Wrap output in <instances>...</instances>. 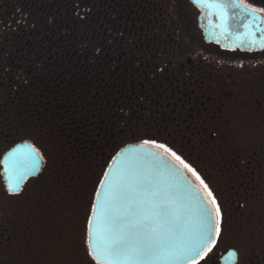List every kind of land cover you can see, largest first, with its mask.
Segmentation results:
<instances>
[{"label":"flooded vegetation","instance_id":"af4514ba","mask_svg":"<svg viewBox=\"0 0 264 264\" xmlns=\"http://www.w3.org/2000/svg\"><path fill=\"white\" fill-rule=\"evenodd\" d=\"M232 3L0 0V209L6 197L14 209L61 211L85 166L98 169L94 195L119 151L147 140L245 210L264 169V44L250 43L264 37V11L253 19L243 5L264 0ZM222 27L248 42L219 41ZM12 155L39 169L19 193L3 180Z\"/></svg>","mask_w":264,"mask_h":264},{"label":"snow or ice","instance_id":"6c2138e0","mask_svg":"<svg viewBox=\"0 0 264 264\" xmlns=\"http://www.w3.org/2000/svg\"><path fill=\"white\" fill-rule=\"evenodd\" d=\"M204 2L214 7L235 6L232 0L227 4L224 0ZM243 10L253 19L255 13L264 11L249 9L247 5H243ZM150 143L179 161L200 181L210 203L215 205V225L209 201L193 182L163 159L162 153L149 152L147 155L156 160L164 172L147 174L125 169L110 181L98 213L97 206L93 205L96 213L95 229L91 232L94 247H89V255L98 264L100 261L103 264H199L215 245L213 231L217 237L221 234L220 208L208 186L175 152L163 144L144 141L145 145ZM133 151L143 152L144 149ZM92 224L93 217H90V228Z\"/></svg>","mask_w":264,"mask_h":264},{"label":"trees","instance_id":"16d2710c","mask_svg":"<svg viewBox=\"0 0 264 264\" xmlns=\"http://www.w3.org/2000/svg\"><path fill=\"white\" fill-rule=\"evenodd\" d=\"M263 188L264 169L258 188L256 187L252 196L247 197L245 210L248 214H245L244 210L238 213L233 210L231 216L233 220L238 221L231 229L243 238L242 243L248 249V264H264ZM55 212L60 211L44 202L31 204L27 210L12 207L0 210V264H44L48 258L47 249H55L50 253L47 264L56 262L57 256L61 254L63 242L60 236L56 235L61 232L58 222L50 220V213ZM242 212L245 215L242 216Z\"/></svg>","mask_w":264,"mask_h":264},{"label":"rangeland","instance_id":"374dc122","mask_svg":"<svg viewBox=\"0 0 264 264\" xmlns=\"http://www.w3.org/2000/svg\"><path fill=\"white\" fill-rule=\"evenodd\" d=\"M248 140L249 139L244 137V142H248ZM95 167L97 169V166ZM99 167L101 171L103 165H100ZM202 168L208 169V178L212 173H215L213 169L207 167V165L205 167L203 165ZM85 172L86 177H84ZM95 173H98V169L97 171H94L93 174L90 171L89 167L85 166L83 174L81 176L78 175V179L72 180L70 182V189L68 191V194L70 190L71 192L67 197L68 200H66V203L64 204V206H62V210L60 212H55L54 214L50 213V220L58 222V228H60L61 232H58L56 235H59L60 239H62L63 242L62 249L60 250L61 254L57 256V261L53 264H93L87 254L85 239L86 223L89 215L90 203L93 196L92 191L96 183V179L94 177ZM214 175L216 174H212L213 180L216 179V176ZM221 191L222 189L216 190L217 197L215 200L217 202H221V204L224 205V221L220 227L222 228V232L217 237L216 244L212 248V251L208 254L207 257L200 261V264H219L218 261L220 255L225 253L229 249L237 251L239 258L238 264H248L250 263V258L247 253L248 249H246L244 243H242L243 238L236 235L234 229H231L234 228V224H237L236 222H238L231 218L233 212V210L229 208L231 207V202L228 201L227 194L222 193ZM262 191L264 192V188L262 189ZM262 196H264V194ZM2 199V204H4L2 206L6 207L9 203V207L13 206L11 202L7 200L6 197H2ZM5 209H7V207ZM244 211H246L244 212L245 214H248L247 210ZM234 213L238 212H236V210L234 209ZM244 213L242 212V216L245 215ZM229 221L231 222L230 224ZM52 250L55 251V249ZM52 250H46L48 258L51 257L50 253L52 252ZM48 258H46V262L44 264L49 263Z\"/></svg>","mask_w":264,"mask_h":264},{"label":"water","instance_id":"95a60500","mask_svg":"<svg viewBox=\"0 0 264 264\" xmlns=\"http://www.w3.org/2000/svg\"><path fill=\"white\" fill-rule=\"evenodd\" d=\"M200 26L204 31V35L206 39H213L214 35L212 34V29L210 27V22L207 20L206 14L203 13L200 18ZM219 35L217 36L220 40L219 41H226V42H234V43H241V42H248L243 39L237 40V38H232L222 27L221 31H219ZM239 41V42H238ZM251 45L256 44H264V37L262 39H255L250 41ZM143 148V152H135L134 149ZM149 152H160L162 153V158L165 159L168 163L175 165L179 168L184 176H186L189 180L193 182L195 187L200 190L201 195L204 197L205 200L209 201V208L212 211V220L213 225H215V221L217 219L216 212L213 205L210 203V199L207 197L204 190L200 187V185L196 182V180L184 169L182 168L176 161H174L169 155L164 153L163 151L152 148L149 146L138 145V146H130L123 150H121L117 156L112 160V162L108 165V168L105 173L108 175L103 176L97 191L94 196L93 204L90 211V217H93V224L90 228L89 225V218L86 227V247L89 255V247H94V240L91 236L92 230L95 229V215L93 210V205H96V212L98 213L100 210V203L104 199L106 192L110 188V181L116 177H119L125 169L131 168L135 171L152 174L153 172H164L162 166L158 164L156 160L152 157L147 155ZM31 164H18L14 161V155L11 157L6 158L5 164V172L3 173L4 177V185L8 193H19L25 181L31 177L32 175H36L38 170H31ZM33 169V168H32ZM103 181V183H102ZM11 185V186H10ZM18 187V190H17ZM213 239L215 240L216 235L213 231ZM90 259L95 263L98 264V261L93 259L91 255H89ZM238 256L237 253L233 250H229L225 254L221 255L219 259V264H237ZM99 264H103V261H100Z\"/></svg>","mask_w":264,"mask_h":264}]
</instances>
